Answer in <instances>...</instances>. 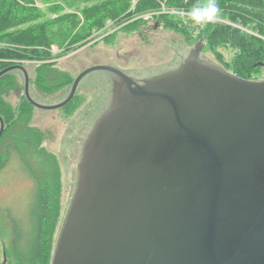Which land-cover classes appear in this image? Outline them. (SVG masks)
I'll return each instance as SVG.
<instances>
[{
	"label": "water",
	"instance_id": "1",
	"mask_svg": "<svg viewBox=\"0 0 264 264\" xmlns=\"http://www.w3.org/2000/svg\"><path fill=\"white\" fill-rule=\"evenodd\" d=\"M156 28V27H155ZM125 85L89 134L51 264H264V82L199 60ZM264 68V64H260ZM4 121L0 117V138Z\"/></svg>",
	"mask_w": 264,
	"mask_h": 264
},
{
	"label": "trees",
	"instance_id": "2",
	"mask_svg": "<svg viewBox=\"0 0 264 264\" xmlns=\"http://www.w3.org/2000/svg\"><path fill=\"white\" fill-rule=\"evenodd\" d=\"M40 1L48 4L53 17H45L37 0H0V71L15 64L36 63L32 83L38 94H54L70 82L49 63L52 46L76 50L98 39L108 41L118 32H136L151 21L181 33L190 43L202 41L205 52L223 69L244 80L264 76L260 66L264 64V0H216L220 9L217 18L201 26L184 22L178 14H157L162 7L187 11L198 0ZM146 13L152 16L143 18ZM222 51L231 56L226 59ZM14 72L0 77V117L4 121L0 170L13 158L20 161L35 184L36 201L28 216L33 221L32 234L22 232L8 250L4 248V254L6 264H51L59 205L51 202L50 195L58 190L59 171L55 159L47 158L42 139L31 125L33 106L25 95L16 107L7 100L9 94L21 90ZM70 103L72 100L63 109Z\"/></svg>",
	"mask_w": 264,
	"mask_h": 264
},
{
	"label": "rangeland",
	"instance_id": "3",
	"mask_svg": "<svg viewBox=\"0 0 264 264\" xmlns=\"http://www.w3.org/2000/svg\"><path fill=\"white\" fill-rule=\"evenodd\" d=\"M37 5L41 7L46 18L53 17L47 10L46 2L37 0ZM149 14H144L143 18H147ZM92 43L68 51L63 50V47L52 46L53 59L49 63L53 64L52 68L58 73L68 77L70 82L51 95L38 94L32 83L37 64L23 63L29 76L30 97L42 106L57 105L68 96L77 75L95 65L114 67L144 85L155 77L177 70L197 47H202L200 61L222 68L209 52H205L202 41L190 43L181 33L173 32L152 21L136 32L122 31L108 41L98 39L97 43ZM222 52L226 59L231 56L228 51ZM14 75L21 90L18 94H9L7 100L16 107L24 94V79L20 71L14 72ZM251 81L264 82V76L259 75ZM113 83H116V78L111 72L95 70L81 79L67 110L63 107L55 110L33 107L31 110V125L42 139L41 146L49 155L47 158L55 159L59 171L58 190L52 201L59 205L53 236V254L77 188L78 166L84 144L96 122L111 107L104 111V102L109 106V102L114 101L117 89L113 87ZM73 147L74 154L71 152ZM32 184L24 167L15 158L0 170V264L7 263L4 248L5 251L8 250L12 241L21 237L22 232L29 233V236L32 234L33 221L28 217L35 208L36 201ZM52 259L53 255L51 263Z\"/></svg>",
	"mask_w": 264,
	"mask_h": 264
},
{
	"label": "clouds",
	"instance_id": "4",
	"mask_svg": "<svg viewBox=\"0 0 264 264\" xmlns=\"http://www.w3.org/2000/svg\"><path fill=\"white\" fill-rule=\"evenodd\" d=\"M181 14L190 20L194 25L201 26L213 22L217 18L220 9L216 0H207L206 3H200L199 0L189 10H180Z\"/></svg>",
	"mask_w": 264,
	"mask_h": 264
},
{
	"label": "flooded vegetation",
	"instance_id": "5",
	"mask_svg": "<svg viewBox=\"0 0 264 264\" xmlns=\"http://www.w3.org/2000/svg\"><path fill=\"white\" fill-rule=\"evenodd\" d=\"M157 24V23H156ZM154 29H155V27H154ZM122 72V71H121ZM113 75H114V77L116 78V83H113V87H115L116 89H118L119 87H125V85L122 83V81H121V79L116 75V74H114V73H112ZM126 75V74H125ZM127 76V75H126ZM127 77H129V76H127ZM130 78V77H129ZM135 84H137V85H140L138 82H136L134 79H132V78H130ZM110 104H109V106H107V102L105 101L104 102V105H103V107H104V111H106V110H108L109 109V107L111 106V104H112V101L111 102H109ZM68 135H66V137H67ZM75 141V139L73 140V142ZM73 145H74V143H73ZM72 145V146H73ZM74 151H75V148L73 147L72 149H71V152H72V154H74ZM30 178V177H29ZM31 179V178H30ZM31 181H32V179H31ZM32 185H33V187H34V190H35V184H34V182L32 181ZM45 183V185H48L46 182H44ZM48 187V186H47ZM51 197V202L53 201V199L54 198H56V196L54 195V194H52L51 193V195H50ZM6 258V257H5ZM4 258V260H6Z\"/></svg>",
	"mask_w": 264,
	"mask_h": 264
},
{
	"label": "built area",
	"instance_id": "6",
	"mask_svg": "<svg viewBox=\"0 0 264 264\" xmlns=\"http://www.w3.org/2000/svg\"><path fill=\"white\" fill-rule=\"evenodd\" d=\"M164 9L165 8L162 7L159 11H157V14H163V13H167V12L168 13H172V14H178L181 17V19H183V21L186 22V19L187 18L184 15L181 14V11L180 10H174V9H172V10L166 11ZM151 16H152V14H149L147 18H150ZM188 21H190V20H188Z\"/></svg>",
	"mask_w": 264,
	"mask_h": 264
}]
</instances>
